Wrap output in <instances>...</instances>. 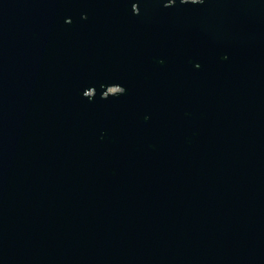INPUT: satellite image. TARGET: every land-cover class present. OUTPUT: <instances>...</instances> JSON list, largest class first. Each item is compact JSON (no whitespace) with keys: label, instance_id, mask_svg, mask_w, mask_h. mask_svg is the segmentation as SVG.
Returning a JSON list of instances; mask_svg holds the SVG:
<instances>
[{"label":"water","instance_id":"1","mask_svg":"<svg viewBox=\"0 0 264 264\" xmlns=\"http://www.w3.org/2000/svg\"><path fill=\"white\" fill-rule=\"evenodd\" d=\"M0 264H264V0H0Z\"/></svg>","mask_w":264,"mask_h":264}]
</instances>
